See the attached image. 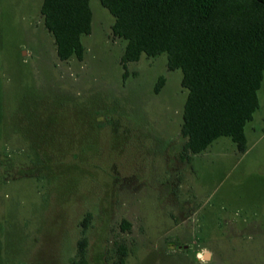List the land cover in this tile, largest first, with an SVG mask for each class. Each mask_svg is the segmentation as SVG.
<instances>
[{
    "label": "rangeland",
    "instance_id": "1",
    "mask_svg": "<svg viewBox=\"0 0 264 264\" xmlns=\"http://www.w3.org/2000/svg\"><path fill=\"white\" fill-rule=\"evenodd\" d=\"M42 2L0 0V264H71L87 214L90 264H264V80L246 151L223 136L187 157L182 70L123 67L100 0L62 61Z\"/></svg>",
    "mask_w": 264,
    "mask_h": 264
},
{
    "label": "trees",
    "instance_id": "2",
    "mask_svg": "<svg viewBox=\"0 0 264 264\" xmlns=\"http://www.w3.org/2000/svg\"><path fill=\"white\" fill-rule=\"evenodd\" d=\"M100 1L115 17L114 34L127 42L123 67L143 54L166 53L168 68L182 70V85L188 91L181 128L187 157L223 136L245 152L246 126L260 108L264 80V0ZM41 13L60 60H82V36L92 29L90 0H43ZM163 84L160 77L155 92ZM90 218L87 214L81 222L71 264H90L86 235ZM115 244L124 263L126 245Z\"/></svg>",
    "mask_w": 264,
    "mask_h": 264
},
{
    "label": "water",
    "instance_id": "3",
    "mask_svg": "<svg viewBox=\"0 0 264 264\" xmlns=\"http://www.w3.org/2000/svg\"><path fill=\"white\" fill-rule=\"evenodd\" d=\"M206 256H207V258H209V257H210V255H207V254H206Z\"/></svg>",
    "mask_w": 264,
    "mask_h": 264
}]
</instances>
